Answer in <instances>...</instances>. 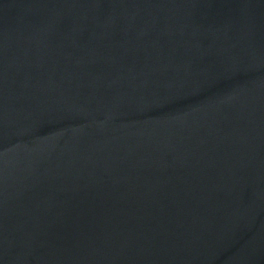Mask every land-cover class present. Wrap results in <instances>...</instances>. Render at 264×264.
Here are the masks:
<instances>
[{
  "label": "water",
  "instance_id": "obj_1",
  "mask_svg": "<svg viewBox=\"0 0 264 264\" xmlns=\"http://www.w3.org/2000/svg\"><path fill=\"white\" fill-rule=\"evenodd\" d=\"M0 264H264V0H0Z\"/></svg>",
  "mask_w": 264,
  "mask_h": 264
}]
</instances>
